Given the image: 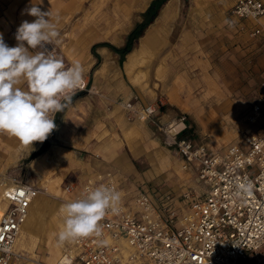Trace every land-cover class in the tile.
<instances>
[{"label": "rangeland", "instance_id": "374dc122", "mask_svg": "<svg viewBox=\"0 0 264 264\" xmlns=\"http://www.w3.org/2000/svg\"><path fill=\"white\" fill-rule=\"evenodd\" d=\"M150 1L57 0L68 3L69 11L58 28L61 42L53 49L64 62L82 64L89 86L57 119L56 114L57 128L48 138L58 130L56 142L46 140L41 147L34 142L30 151L15 137L0 134V178L33 184L42 198L38 217L30 210V240L17 247L24 255L14 264H56L57 258H48L49 248L61 253L72 246L73 241L58 240L65 219L61 207L75 200L65 191L68 183L109 173L121 196L137 183L167 189L195 185L161 128L182 122L180 138L218 151L230 144L243 149L246 131L255 129L246 116L253 104L264 103V42L231 23L232 0H171L123 59L108 46L92 52L103 42L121 47ZM129 100L155 104V122H141L127 112ZM68 109L69 124L91 130V148L72 147L64 131L60 137ZM42 153L44 162L33 171L32 156ZM118 154L125 160L122 168L111 166V156Z\"/></svg>", "mask_w": 264, "mask_h": 264}, {"label": "built area", "instance_id": "2783aa9c", "mask_svg": "<svg viewBox=\"0 0 264 264\" xmlns=\"http://www.w3.org/2000/svg\"><path fill=\"white\" fill-rule=\"evenodd\" d=\"M229 16L240 30L264 42L262 0H235ZM88 86L83 76L76 94ZM125 109L141 121L155 122V104L138 107L129 100ZM246 119L255 129L246 131L243 149L230 144L218 151L180 138L171 124L161 128L200 189L187 187L176 194L159 186L141 188L130 203L121 199L118 213L105 215L100 237L73 240L56 264H264V103L253 104ZM249 183V191L237 194L238 186ZM100 185L118 191L108 173L87 180L75 200ZM73 190L68 183L65 191ZM38 193L26 182L0 190V264L23 258L15 243Z\"/></svg>", "mask_w": 264, "mask_h": 264}, {"label": "clouds", "instance_id": "9594fccd", "mask_svg": "<svg viewBox=\"0 0 264 264\" xmlns=\"http://www.w3.org/2000/svg\"><path fill=\"white\" fill-rule=\"evenodd\" d=\"M41 4L43 0L22 10V15L35 19L20 23L16 46L5 43L0 33V134L15 137L21 148L30 151L34 142H45L57 128L56 114L71 103L84 76L80 62L65 67L63 58L53 54L61 34L52 22L51 11H43ZM250 188V183L240 185L237 194L243 195ZM121 199L120 192L111 186L86 189L81 198L63 205L64 228L58 240L100 237L102 219L109 211L119 212Z\"/></svg>", "mask_w": 264, "mask_h": 264}, {"label": "crops", "instance_id": "0c3cea01", "mask_svg": "<svg viewBox=\"0 0 264 264\" xmlns=\"http://www.w3.org/2000/svg\"><path fill=\"white\" fill-rule=\"evenodd\" d=\"M152 1V0H151ZM150 1V2H151ZM170 1L171 0H168L164 5H166L167 8L170 7ZM264 2V0H262ZM40 2V0H0V33H3V38H4V41L5 43H7L10 47L12 46H16L17 44V41L15 40V33H16V29L18 28V26L20 25V23L23 21V20H28L29 22H32L35 18L32 17V16H29V15H22V10H24L26 8V6H29L31 3L33 4H38ZM235 0H232V4H231V7L232 5L234 4ZM150 4V3H149ZM41 7V9L43 11H51L52 13V22L53 23H56V26H57V29L60 27L62 21H63V15L66 14L68 11H69V5L68 3H60V2H57V0H43V4L39 5ZM149 6V5H148ZM147 6V7H148ZM230 7V8H231ZM147 9V8H146ZM145 9V10H146ZM144 10V11H145ZM143 11V12H144ZM230 11V9H229ZM159 14V13H158ZM229 14V12H228ZM57 15L59 16V22L57 23L56 22V17ZM157 17V16H156ZM230 21L232 24H235L237 26V30L239 29V24H236L235 23V20L230 17ZM244 24L248 27L252 24V21H244ZM246 32V31H245ZM142 37V36H141ZM131 52V51H130ZM129 64V63H128ZM127 68H129V65H127ZM77 97V96H76ZM173 101H176V98L175 97H172ZM135 103V102H134ZM69 105V104H68ZM135 105H137L138 107L139 106H144V105H147V104H139V103H135ZM177 105V104H176ZM71 110L68 109V111H66V114H65V118H64V121L61 125V129L59 130V135L61 137L63 131L64 133L66 134L67 138L70 139V141L73 143L71 144V146L73 147H81V148H91V144H92V141H93V138H92V134H91V130L90 129H85V128H81V127H78L76 125H73L74 123H68V120H67V117L71 114ZM76 115H78V112H75ZM137 119V118H136ZM139 120V119H137ZM141 121V120H139ZM141 122H144V123H149L147 121H141ZM179 123H182V122H178L176 121V125L179 124ZM175 124V123H174ZM176 126L174 127V130L178 131L180 129L183 128V124L180 128L178 129H175ZM56 132H58V130L55 131V133L52 135V137H50V140L47 139V141H53V142H56L55 139H56ZM53 133V132H52ZM51 136V135H50ZM41 143L37 146H40L41 147ZM57 147H60L62 148L60 145H55ZM27 149V148H26ZM56 151L53 147V150L50 152V157H52L53 159L55 158L56 156ZM18 153H16L15 155L17 156ZM41 158H39V160H36L35 159L39 156V155H34L32 156V168L34 169H37V167L40 166V164L42 162H44L43 160L45 159V156H44V153L40 154ZM36 156V157H35ZM113 157L112 159V165L111 166H114V167H117V168H122L121 164L123 162H125L124 160V157L122 156V154H118L116 156H111ZM48 159V158H47ZM102 168V167H101ZM32 169V170H33ZM34 171V170H33ZM102 172L106 171L105 168H102V170H100ZM189 174L193 175L190 171H187ZM194 177V176H193ZM4 180V181H3ZM87 180H92V179H84L83 181H79V182H76L74 181L73 184H74V190L71 194H74V199H75V196L77 194V191L79 190V188L87 181ZM10 181V183L13 185H16V183H14L13 180H9V179H6L5 177H2L0 178V189H2L3 187L1 186V184L3 183L4 187H6L7 183ZM194 181H195V185H188L182 189H180V187L178 186H173L172 188L168 189V190H171L172 192H178V191H183L185 188L187 187H196L198 189H200V186L199 184L197 183V181L195 180V177H194ZM9 183V184H10ZM134 186V185H133ZM176 187V189L174 188ZM142 187L141 184L137 183L136 187H132V188H129V190H126V192L124 191L122 193V201L125 202V203H130L132 197L138 192V190H140ZM163 188H166V187H163ZM47 189V188H46ZM167 189V188H166ZM178 194V193H176ZM34 199H36L37 201L35 202V205L36 206L37 204H41L42 203V198H39V197H35ZM35 201V200H34ZM34 201H32L31 205H30V208H29V215H28V218L30 217L31 213H30V210L33 209L32 208V205L34 203ZM62 206V205H61ZM42 208V205L40 207V209ZM62 208V207H61ZM0 209H1V204H0ZM39 209V210H40ZM37 214V212H35ZM37 217H38V214H37ZM27 218V220H28ZM41 217H39L38 219H40ZM27 222V221H26ZM25 222V223H26ZM28 228H25L24 230H27L29 229V225L27 226ZM22 230H23V227H22ZM22 232V231H21ZM22 234V233H21ZM21 234H20V237L17 241V246L20 248V247H26V245L28 244V242H26L25 245H20L18 242L21 240ZM68 249V248H66ZM64 249V250H66ZM49 250L51 251V255L48 257L49 260L51 262H54V260L56 259V262L58 260V258L60 257V255L62 254V251L60 253L58 247H51L49 248Z\"/></svg>", "mask_w": 264, "mask_h": 264}, {"label": "trees", "instance_id": "16d2710c", "mask_svg": "<svg viewBox=\"0 0 264 264\" xmlns=\"http://www.w3.org/2000/svg\"><path fill=\"white\" fill-rule=\"evenodd\" d=\"M168 0H152L147 7V9L141 13L142 19L137 22L134 27L131 29V31L126 35L124 44L121 47H114L108 43H99L92 46V52H94V49L96 46H108L111 49H113L116 53H119L121 56V59L128 54L135 44L137 43L138 39L143 36L146 28L154 21L156 16L158 15L160 9L162 6L167 2ZM96 66V65H95ZM84 92L78 93L73 96L75 98L76 96L83 94ZM59 113L56 116V119L58 117ZM43 149H40L42 151Z\"/></svg>", "mask_w": 264, "mask_h": 264}, {"label": "bare ground", "instance_id": "6f19581e", "mask_svg": "<svg viewBox=\"0 0 264 264\" xmlns=\"http://www.w3.org/2000/svg\"><path fill=\"white\" fill-rule=\"evenodd\" d=\"M165 9V8H164ZM130 54V53H129ZM124 65H125V69H127V65H129L126 61L124 62ZM171 125H173V124H171ZM182 126V123H179V124H177L176 125V128L175 129H178V128H180ZM173 130H174V127H173ZM41 155H39L36 159H35V161L36 160H39V158H41L40 157ZM33 169V168H32ZM33 170H36L35 168L33 169ZM4 181V180H3ZM10 183V181L7 183V185H6V187H4V185H3V183L1 184V186L3 187V188H7V187H13L14 185H13V183L11 184H9ZM2 188V189H3ZM35 200V201H34ZM33 201H34V203H33V205H32V208H33V210H35V212H37V214L39 215V213H40V211H41V209H40V207H41V205L42 204H37L36 205V207L34 206L35 205V202L37 201L36 199H34ZM40 209V210H39ZM28 218V217H27ZM30 218L31 217H29L28 218V220L26 219V223L24 222V224L22 225V227H23V230H22V228H21V231H20V233H19V235H18V237H17V239H16V243H15V245H16V247H18L17 246V241H18V239H19V237H20V234H21V240L18 242L20 245H25L26 244V242H28V239L30 238V237H28V233H27V230H24L25 228H28L27 226L29 225V223H30ZM30 240V239H29ZM19 248V247H18Z\"/></svg>", "mask_w": 264, "mask_h": 264}]
</instances>
